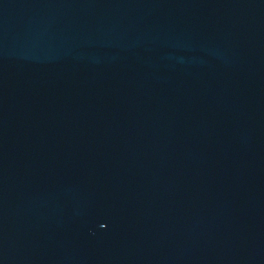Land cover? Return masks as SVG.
<instances>
[{
    "label": "water",
    "instance_id": "water-1",
    "mask_svg": "<svg viewBox=\"0 0 264 264\" xmlns=\"http://www.w3.org/2000/svg\"><path fill=\"white\" fill-rule=\"evenodd\" d=\"M0 264H264V0H0Z\"/></svg>",
    "mask_w": 264,
    "mask_h": 264
}]
</instances>
